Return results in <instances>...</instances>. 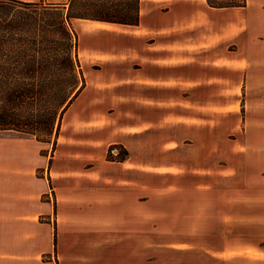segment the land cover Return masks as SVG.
<instances>
[{"label": "crops", "instance_id": "crops-1", "mask_svg": "<svg viewBox=\"0 0 264 264\" xmlns=\"http://www.w3.org/2000/svg\"><path fill=\"white\" fill-rule=\"evenodd\" d=\"M258 4L137 0L133 25L71 19L85 79L71 105L72 125H88L89 139L101 146L88 184L99 215L94 228L105 237L89 239L88 254L80 239L66 238L56 257L42 261L34 247L32 197L46 186L33 174L16 173L9 156L0 160L10 168L0 169V264H172L177 239L161 242V210L151 203L191 192L194 183H219L229 166L240 171L241 162L246 165L248 150H264L255 139L264 136V11ZM246 96L251 107L242 115ZM229 134L236 140H225ZM112 145L125 152L123 159H106ZM59 182L74 213L81 180ZM42 238L43 253L50 254L52 229Z\"/></svg>", "mask_w": 264, "mask_h": 264}, {"label": "rangeland", "instance_id": "rangeland-1", "mask_svg": "<svg viewBox=\"0 0 264 264\" xmlns=\"http://www.w3.org/2000/svg\"><path fill=\"white\" fill-rule=\"evenodd\" d=\"M94 1H100L103 5L135 4V0H75L73 11L82 16H90L96 13L92 8ZM257 1L260 9L264 11V0ZM67 2L68 0H0V48H42L60 52L61 47L57 44L34 45L31 42L35 37L39 40L45 37V33L40 31L39 27L42 21L45 22L43 19L45 6L52 4L61 6ZM212 2L237 4L241 3V0ZM70 28L74 31L71 20ZM83 43L81 38L82 46ZM77 51L78 49L75 81L78 87L83 83L85 87ZM92 68L99 70L96 65ZM53 80L56 84L61 83L62 87L68 86L72 81L71 78L64 76L60 69L55 71ZM250 107L248 96L243 97L240 101L241 114L244 115L245 111L249 113ZM65 112L60 121L57 139L40 142L33 135L16 132L0 134V160L7 162L11 156V160H16V173L33 174L46 186L43 193L32 197L34 222L37 226L34 232L38 233L34 247L35 252L41 253L42 261H48L51 256L56 257L58 244L60 243L62 248V242L66 238L80 239L79 248L82 254H88V240L99 236L105 237L104 232H100L102 235H99V231L94 228V221L99 215L95 208L94 186L88 184L93 181L94 165L100 157L101 146L89 139L88 125L84 124L81 128L73 127L72 106ZM243 135L244 131L242 140L246 141ZM225 136L224 139L228 141H235L237 138L236 134ZM255 139L264 143V136L261 134H255ZM112 147L114 146L108 148L106 155L108 161L116 160L110 155ZM248 152L250 157L246 158V165L241 162L240 171L229 166V172L223 176L224 180L221 182L194 183L198 187L191 192L176 197L158 198L151 203L152 208L161 210L159 213L161 242L167 243L168 238L177 239L174 242H178V247L174 249L178 253L171 257L172 264H264V150ZM219 163L222 164L221 161ZM0 169L10 168L0 164ZM73 178L81 180L80 199L74 213L73 209H69L72 207L70 205L72 197L67 193V188L63 190L62 183L59 182L64 180L65 186H71ZM145 200L150 204L149 199ZM39 206L52 208V214L38 212L35 207ZM47 228L52 229L53 234V250L50 254L43 253L42 235ZM183 240L190 244L183 245L179 242ZM192 250L202 251L206 255H193L188 252Z\"/></svg>", "mask_w": 264, "mask_h": 264}, {"label": "trees", "instance_id": "trees-1", "mask_svg": "<svg viewBox=\"0 0 264 264\" xmlns=\"http://www.w3.org/2000/svg\"><path fill=\"white\" fill-rule=\"evenodd\" d=\"M74 2L68 0L61 6H45V22L39 25L45 37H42L43 40L35 37L31 42L34 45L57 44L61 47L60 52L42 48H0V134L16 132L33 135L40 142L57 139L63 114L84 87V83L78 87L75 81L77 36L70 28L71 19L130 25L138 21L137 0L134 6L125 3L119 6L108 3L103 5L100 1H94L92 8L96 13L90 16L74 12ZM207 3L210 7L228 8L244 6L245 0L237 4L214 3L212 0H207ZM58 69L72 79L68 86L62 87L61 83L54 82L55 71ZM124 155L125 152L120 149L118 159H123Z\"/></svg>", "mask_w": 264, "mask_h": 264}, {"label": "built area", "instance_id": "built-area-1", "mask_svg": "<svg viewBox=\"0 0 264 264\" xmlns=\"http://www.w3.org/2000/svg\"><path fill=\"white\" fill-rule=\"evenodd\" d=\"M110 155L113 159L119 158L120 149L116 146L112 147V149L110 150Z\"/></svg>", "mask_w": 264, "mask_h": 264}]
</instances>
